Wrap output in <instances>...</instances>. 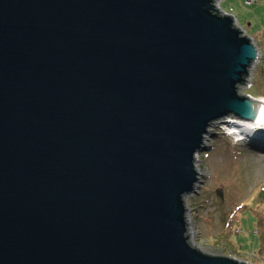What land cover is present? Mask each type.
I'll return each instance as SVG.
<instances>
[{"label": "water", "instance_id": "1", "mask_svg": "<svg viewBox=\"0 0 264 264\" xmlns=\"http://www.w3.org/2000/svg\"><path fill=\"white\" fill-rule=\"evenodd\" d=\"M218 1L0 0V264H246L186 234L208 125L264 106Z\"/></svg>", "mask_w": 264, "mask_h": 264}, {"label": "rangeland", "instance_id": "2", "mask_svg": "<svg viewBox=\"0 0 264 264\" xmlns=\"http://www.w3.org/2000/svg\"><path fill=\"white\" fill-rule=\"evenodd\" d=\"M217 4L258 51L247 70V86L239 84L237 93L264 98V0ZM225 128L211 127L204 149L194 155L198 178L194 190L183 196L188 242L203 254L264 264V198L260 202L256 197L264 187V132L245 143L226 134Z\"/></svg>", "mask_w": 264, "mask_h": 264}, {"label": "bare ground", "instance_id": "3", "mask_svg": "<svg viewBox=\"0 0 264 264\" xmlns=\"http://www.w3.org/2000/svg\"><path fill=\"white\" fill-rule=\"evenodd\" d=\"M257 57H258V55L256 56V58ZM252 99L264 101V98H256V97H253ZM230 119H233V120H230ZM235 119H238V120H235ZM239 120L247 121V122H250V123L251 122H258L260 120L264 122V106L262 108L261 116L259 117V119L257 121H253V120H250V119L246 120L244 118H237V117H233V116H225V117H222V118H219V119H216V120H213L212 122H210V124L208 125L206 131L207 132L210 131V128L211 127H215V126L218 127V124H225V125L228 126V128H225L226 129V134H229V135L232 134L233 136H235L236 133H242L243 136H241V137H245L247 133L248 134H251V130L248 127H246V125L248 123H246V125H245L243 122H240ZM261 124H263V123H261ZM238 126H240V127L238 128ZM207 132H205V134L202 137V142H203L202 145H206L207 144L206 143V140H207L206 133ZM236 136H238V134ZM239 139H240V137H237V140H239ZM194 159H196V157H194ZM195 171H196V173H198V170H196V167H195ZM198 174H196V177L197 178H198ZM187 232H189L188 231V227H187Z\"/></svg>", "mask_w": 264, "mask_h": 264}, {"label": "trees", "instance_id": "4", "mask_svg": "<svg viewBox=\"0 0 264 264\" xmlns=\"http://www.w3.org/2000/svg\"><path fill=\"white\" fill-rule=\"evenodd\" d=\"M256 197L259 198L260 202H261V200H263V198H264V187L262 188V190L260 192L258 191Z\"/></svg>", "mask_w": 264, "mask_h": 264}, {"label": "built area", "instance_id": "5", "mask_svg": "<svg viewBox=\"0 0 264 264\" xmlns=\"http://www.w3.org/2000/svg\"><path fill=\"white\" fill-rule=\"evenodd\" d=\"M224 13H226V12H224ZM226 14H228V13H226ZM240 30H242V29H240ZM241 34H242V32H241ZM242 35H244V34H242ZM247 37H248V36H247ZM250 41H251V40H250ZM251 43H252V42H251ZM252 63H253V62H252ZM252 63H251V64H252ZM246 78H247V76L244 77V80H246ZM248 96H249V95H248Z\"/></svg>", "mask_w": 264, "mask_h": 264}]
</instances>
